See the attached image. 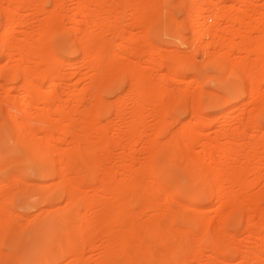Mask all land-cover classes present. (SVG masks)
I'll return each mask as SVG.
<instances>
[{"label": "rangeland", "instance_id": "rangeland-1", "mask_svg": "<svg viewBox=\"0 0 264 264\" xmlns=\"http://www.w3.org/2000/svg\"><path fill=\"white\" fill-rule=\"evenodd\" d=\"M10 1L0 264H264V0Z\"/></svg>", "mask_w": 264, "mask_h": 264}, {"label": "bare ground", "instance_id": "bare-ground-1", "mask_svg": "<svg viewBox=\"0 0 264 264\" xmlns=\"http://www.w3.org/2000/svg\"><path fill=\"white\" fill-rule=\"evenodd\" d=\"M225 1V0H224ZM226 1H233V0H226ZM234 1H236V0H234ZM239 1H241V0H239ZM16 3H17V0H11L10 1V5L11 6H13V7H16L15 5H16ZM223 14H229V13H231L230 11H224V12H222ZM232 16H233V14H232ZM234 18H235V16H234ZM236 22H238V23H240V21H238L237 20V18L236 19H234ZM93 25H96V24H93ZM214 32L215 33H218V32H220V29L219 28H216L215 30H214ZM238 32V31H237ZM239 32H241V31H239ZM238 32V33H239ZM238 33H236V34H234V38L236 39L237 37V39H239V36H241L240 37V42L241 41H243V43H245V39H246V37L245 38H243L244 37V34H243V32H241L240 34H238ZM242 38H243V40H242ZM221 42L222 43H224L225 42V40H221ZM239 43V42H238ZM242 42L240 43V44H243ZM235 44V43H234ZM244 45V44H243ZM236 47H237V44L235 45ZM262 63H260V68H264V64L263 65H261ZM262 66V67H261ZM59 83V80H58V78L57 77H51V79H50V81H49V85H48V89L50 90V89H52V88H54V87H56V85ZM69 118H71V117H68L67 119H69ZM69 120H71V119H69ZM56 122V121H55ZM73 122V121H72ZM71 123V122H70ZM85 123V122H84ZM87 125V124H86ZM89 126V125H88ZM83 127H84V125H83ZM81 138V140L83 141V138L82 137H80ZM46 139V138H45ZM45 139H44V143L46 144V141H45ZM62 139V138H61ZM47 141H48V138L46 139ZM60 140V139H59ZM58 141V140H57ZM63 141V140H62ZM65 142V141H64ZM63 143V142H62ZM69 161V160H68ZM95 198V197H94Z\"/></svg>", "mask_w": 264, "mask_h": 264}]
</instances>
